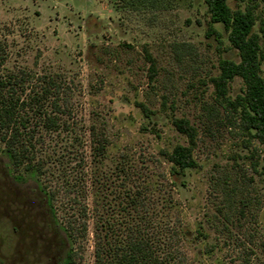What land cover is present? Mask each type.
I'll return each instance as SVG.
<instances>
[{"label": "rangeland", "instance_id": "374dc122", "mask_svg": "<svg viewBox=\"0 0 264 264\" xmlns=\"http://www.w3.org/2000/svg\"><path fill=\"white\" fill-rule=\"evenodd\" d=\"M226 1L253 9L264 50V0ZM209 23L204 0H0V74H49L67 100L59 131H38L40 171L15 167L0 142V264H60L67 252L94 264V217L120 216L128 188L146 214L172 215L188 264H264V151L215 98L218 60L238 56L221 24L220 41L207 35ZM228 87L233 100L241 79ZM173 118L196 130L197 166L180 180L164 156L188 146ZM90 129L107 138L100 156Z\"/></svg>", "mask_w": 264, "mask_h": 264}, {"label": "trees", "instance_id": "16d2710c", "mask_svg": "<svg viewBox=\"0 0 264 264\" xmlns=\"http://www.w3.org/2000/svg\"><path fill=\"white\" fill-rule=\"evenodd\" d=\"M204 1L210 22L207 35L220 41L221 36L212 24H221L230 47L236 50L238 56L235 60H218V72L210 77L215 98L224 104L225 110L236 114L240 129L256 139L264 151V50L259 34L253 30L256 15L250 7L233 10L226 0ZM147 58L150 73L153 74L154 60L149 54ZM3 60L4 57H0V64ZM235 77L241 79L242 89L231 100L228 86ZM60 82L49 74L38 76L23 70L0 74V142L15 167L24 164L25 168L40 171L41 166L31 165L40 141L38 131H59L62 125L60 114L63 113L60 105L67 103L62 96ZM26 83H32V86L28 87ZM140 106L146 109L142 104ZM171 123L188 142V146L176 145L164 152L170 164L169 175L174 180H180L186 170L197 166L192 153L196 130L186 118H173ZM89 141L93 155L104 153L107 138L103 133L90 129ZM139 196V192L128 188L122 197L124 199L118 202L122 205L120 216L105 212L94 217V264H188L182 252V232H178L172 215L163 209L153 216L146 214L149 213L144 210L147 209L146 203ZM47 204L54 218L49 194ZM141 208L144 214L140 215ZM81 210L78 214L84 216L86 208L83 206ZM75 224V218L65 220L62 228L66 236L80 233ZM87 227V223L82 221L81 233ZM72 261L71 252H67L61 264H73Z\"/></svg>", "mask_w": 264, "mask_h": 264}, {"label": "flooded vegetation", "instance_id": "af4514ba", "mask_svg": "<svg viewBox=\"0 0 264 264\" xmlns=\"http://www.w3.org/2000/svg\"><path fill=\"white\" fill-rule=\"evenodd\" d=\"M12 190V191H11ZM10 191H11V194H12V201L13 202H16L17 201V199H21V196L17 193V191H16V189L14 188V187H12L11 189H10ZM45 195V194H44ZM47 199V198H46ZM18 202H20V201H18ZM22 202V201H21ZM47 202V201H46ZM16 230H17V226H15V229H14V232H16ZM42 235V234H41ZM41 237H43V235L41 236ZM61 264V263H60Z\"/></svg>", "mask_w": 264, "mask_h": 264}]
</instances>
